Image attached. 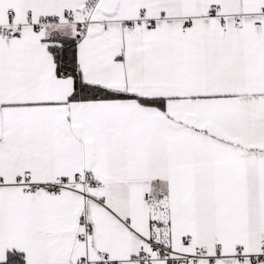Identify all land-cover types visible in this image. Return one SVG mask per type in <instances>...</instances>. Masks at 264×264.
I'll return each mask as SVG.
<instances>
[{
    "label": "snow or ice",
    "instance_id": "snow-or-ice-1",
    "mask_svg": "<svg viewBox=\"0 0 264 264\" xmlns=\"http://www.w3.org/2000/svg\"><path fill=\"white\" fill-rule=\"evenodd\" d=\"M0 264H264V0H0Z\"/></svg>",
    "mask_w": 264,
    "mask_h": 264
}]
</instances>
